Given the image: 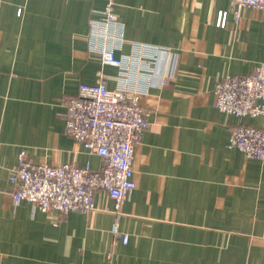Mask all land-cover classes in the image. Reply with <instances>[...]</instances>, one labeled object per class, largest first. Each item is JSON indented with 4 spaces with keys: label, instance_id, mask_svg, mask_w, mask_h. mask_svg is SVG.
<instances>
[{
    "label": "crops",
    "instance_id": "obj_1",
    "mask_svg": "<svg viewBox=\"0 0 264 264\" xmlns=\"http://www.w3.org/2000/svg\"><path fill=\"white\" fill-rule=\"evenodd\" d=\"M106 3L0 0V264H264V160L227 147L231 128L261 120L219 111L214 93L264 62V11L236 21L231 0H118L116 55L129 60L119 68L90 38ZM102 80L139 92L149 114L120 213L103 190L88 214L16 204L9 177L22 151L35 164L102 169L64 120L65 99Z\"/></svg>",
    "mask_w": 264,
    "mask_h": 264
},
{
    "label": "built area",
    "instance_id": "obj_2",
    "mask_svg": "<svg viewBox=\"0 0 264 264\" xmlns=\"http://www.w3.org/2000/svg\"><path fill=\"white\" fill-rule=\"evenodd\" d=\"M118 0H107L102 19L91 21V36L102 45L97 51L105 65L125 68L129 61L119 58L116 48L120 39L115 35L120 26L116 15ZM245 8L264 11V0H231L236 21ZM229 11L218 12L216 25L225 28ZM104 79V78H103ZM215 107L238 118H260L259 126L247 124L231 128L229 149L242 151L247 158L264 160V62L248 75H227L215 86ZM65 131L87 151L103 159L102 169L76 163L50 165L27 160L19 154L18 164L9 180L16 204L26 201L42 212L56 211L61 215L72 212L91 213L95 195L106 191L116 203V212L136 188L133 159L137 143L149 127V114L140 105V93L125 89H110L104 80L83 84L75 97L65 99ZM112 233L124 244L128 235L121 234L118 221Z\"/></svg>",
    "mask_w": 264,
    "mask_h": 264
}]
</instances>
